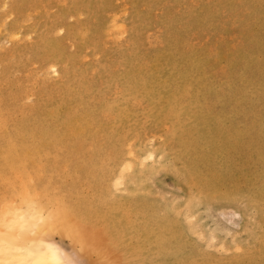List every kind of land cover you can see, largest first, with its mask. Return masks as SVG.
<instances>
[{"label":"rangeland","instance_id":"obj_1","mask_svg":"<svg viewBox=\"0 0 264 264\" xmlns=\"http://www.w3.org/2000/svg\"><path fill=\"white\" fill-rule=\"evenodd\" d=\"M11 211L74 264H264V0H0Z\"/></svg>","mask_w":264,"mask_h":264},{"label":"bare ground","instance_id":"obj_2","mask_svg":"<svg viewBox=\"0 0 264 264\" xmlns=\"http://www.w3.org/2000/svg\"><path fill=\"white\" fill-rule=\"evenodd\" d=\"M47 219L51 218L34 211H11L2 221L8 227L0 232V263L74 264L66 251L42 238Z\"/></svg>","mask_w":264,"mask_h":264}]
</instances>
